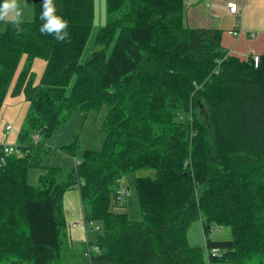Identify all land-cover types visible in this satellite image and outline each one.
<instances>
[{"label": "trees", "instance_id": "16d2710c", "mask_svg": "<svg viewBox=\"0 0 264 264\" xmlns=\"http://www.w3.org/2000/svg\"><path fill=\"white\" fill-rule=\"evenodd\" d=\"M54 2L68 21L64 41L39 31L43 0H33V21L0 32V108L22 56L13 93L29 103L19 154L0 166V263L75 258L63 196L77 189L86 223L99 228L85 264H264V55L255 67L223 49L221 30L185 26L183 0H106L82 61L94 0ZM37 58L45 69L33 85ZM103 106L100 150L65 173L41 166L42 147L73 111ZM77 150V141L60 147L73 159ZM35 168L44 173L32 186ZM141 171L153 176L134 179L142 219L132 221L116 211L117 183ZM196 220L215 256L189 245ZM218 228L229 239H210Z\"/></svg>", "mask_w": 264, "mask_h": 264}, {"label": "rangeland", "instance_id": "374dc122", "mask_svg": "<svg viewBox=\"0 0 264 264\" xmlns=\"http://www.w3.org/2000/svg\"><path fill=\"white\" fill-rule=\"evenodd\" d=\"M20 6V11L22 14L21 16H23L20 17V21H33L32 0H22ZM12 15L13 14H10L8 17L0 20V32L3 31L6 23L9 22L7 20H14ZM106 20V0H94V22L90 35L81 54L82 61H85L89 58L91 51L94 48L96 34L98 33L99 29L105 25ZM225 32L223 33V40L225 42L224 47L230 50V47L235 43V38L229 36ZM25 64L26 57L22 56L11 80L3 104L0 108V144L5 143L7 145L16 147L22 145L18 140V134L24 124L29 103L24 98L23 94H14L13 89L18 76L25 67ZM30 68L32 74V83L33 85H38L45 69V62L40 58L34 59L30 65ZM70 88L71 87H69L67 90V93H69ZM108 109V106H103L98 111H91L86 115L79 110L73 111L71 115L65 120V122H63L53 134L52 138L49 141H46V145L42 147L41 166H59L62 172L65 173L74 168L75 160H80V157L85 150H100L102 146L100 128L103 124ZM7 125H9L12 129L8 136H6L4 130ZM75 141H77L78 150L76 152V158L73 159L61 152L60 147L69 145ZM43 173L44 170L41 168L29 169L28 183L32 186H36L39 176ZM148 176H153V172L141 171L132 174L117 183L120 185V187H128V192L123 196L122 203L118 205L119 208L116 211L120 213H126L128 218L132 221H140L142 219L135 196L134 179L137 177ZM81 209L85 218L89 212V208L85 205H81ZM96 227L97 226L95 224L89 227L93 229L91 231V233L95 235L93 237H97L99 234V230L95 229ZM229 235L230 233L227 229H224L221 233H219L217 230H213L209 237L212 240H227L229 239ZM187 240L191 247L205 250V240L199 220L191 223L187 231ZM71 253L73 254V252ZM86 253L87 249L84 248H82L81 251L76 250L75 254L77 258L73 259H70L67 254H65L63 255L62 263L75 264L76 262L78 264H85L87 260V257L85 256ZM0 264L7 263L1 262Z\"/></svg>", "mask_w": 264, "mask_h": 264}, {"label": "crops", "instance_id": "0c3cea01", "mask_svg": "<svg viewBox=\"0 0 264 264\" xmlns=\"http://www.w3.org/2000/svg\"><path fill=\"white\" fill-rule=\"evenodd\" d=\"M21 2L22 0H17L19 9ZM228 3H235L239 7L238 18L229 14ZM183 6L185 26L221 30V45L230 55L243 60L264 55V0H183ZM12 16L14 20L7 21H16L14 13ZM234 30H239L240 33L235 38L234 45L228 50L224 47L223 33L226 31L225 33L232 36L230 32ZM251 33L254 34L253 38L250 37ZM81 205L77 189L64 194L63 211L67 223L68 242L75 258L76 250L93 249L96 239L91 233L93 229L89 228L90 224L85 221Z\"/></svg>", "mask_w": 264, "mask_h": 264}, {"label": "clouds", "instance_id": "9594fccd", "mask_svg": "<svg viewBox=\"0 0 264 264\" xmlns=\"http://www.w3.org/2000/svg\"><path fill=\"white\" fill-rule=\"evenodd\" d=\"M15 15L16 22H20L21 11L18 7L17 0H0V20L8 17L10 14ZM57 8L54 0H43L42 11L39 19L43 22L39 31L49 35H54L57 41H64L69 33L68 21L57 15Z\"/></svg>", "mask_w": 264, "mask_h": 264}, {"label": "built area", "instance_id": "2783aa9c", "mask_svg": "<svg viewBox=\"0 0 264 264\" xmlns=\"http://www.w3.org/2000/svg\"><path fill=\"white\" fill-rule=\"evenodd\" d=\"M227 9H228L229 14L231 16H234L236 18L239 17V11L240 10H239V7L235 3H228L227 4ZM239 33H240L239 30H234V31L231 32V35H232V37L237 38L239 36ZM250 37L253 38L254 34L251 33ZM254 62L257 65L258 59L255 58ZM4 130H5L6 136H8L11 133V131H12V129H11V127L9 125H7ZM33 138H34V142H36L38 140L36 135ZM17 154H19L18 147L12 146V145H7L5 143L4 144L1 143L0 144V166L5 165L7 158H9V157H11L13 155H17ZM127 192H128V188L127 187L126 188L120 187L118 199L122 200L123 196L126 195ZM96 229H98V228H96ZM88 255H89V252H87V256Z\"/></svg>", "mask_w": 264, "mask_h": 264}, {"label": "bare ground", "instance_id": "6f19581e", "mask_svg": "<svg viewBox=\"0 0 264 264\" xmlns=\"http://www.w3.org/2000/svg\"><path fill=\"white\" fill-rule=\"evenodd\" d=\"M230 34H231V32H230ZM255 58H257L258 59V63H257V65L255 64V62H254V59ZM252 60H253V63H254V65H255V67H257L258 65H259V58L257 57V56H255V57H252ZM122 179H124V178H122ZM121 179V180H122ZM219 233H221V232H223V229H221V228H218V229H216ZM90 251H97V248H93V249H90ZM204 252H205V256L207 255H209V254H211V256H215L217 253H218V251L217 250H211V251H208L207 250V248H205V250H204Z\"/></svg>", "mask_w": 264, "mask_h": 264}]
</instances>
